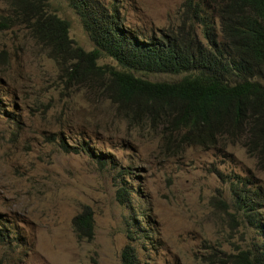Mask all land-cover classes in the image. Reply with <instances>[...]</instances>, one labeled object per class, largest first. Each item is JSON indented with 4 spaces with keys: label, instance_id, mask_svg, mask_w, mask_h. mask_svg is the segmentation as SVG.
Returning <instances> with one entry per match:
<instances>
[{
    "label": "rangeland",
    "instance_id": "rangeland-1",
    "mask_svg": "<svg viewBox=\"0 0 264 264\" xmlns=\"http://www.w3.org/2000/svg\"><path fill=\"white\" fill-rule=\"evenodd\" d=\"M43 1L68 23L74 45L90 51L66 1ZM96 1L141 39L173 29L185 0ZM97 63L117 67L106 56ZM59 75L0 0V233L8 236L0 264H121L126 245L137 264H225L260 240L231 200V190L245 191L264 224V172L239 144L165 146L158 132L127 124L107 102L64 89ZM135 76L169 82L183 75ZM118 187L127 202H117ZM83 208L92 216L89 239L72 226Z\"/></svg>",
    "mask_w": 264,
    "mask_h": 264
},
{
    "label": "trees",
    "instance_id": "trees-1",
    "mask_svg": "<svg viewBox=\"0 0 264 264\" xmlns=\"http://www.w3.org/2000/svg\"><path fill=\"white\" fill-rule=\"evenodd\" d=\"M3 1L14 24L47 49L64 89L107 102L127 124L158 132L174 149L239 144L264 172V84L259 82L264 79V0H185L173 29L141 39L98 1L65 0L92 44L86 52L69 38L68 23L45 10L43 0ZM101 56L117 67L98 65ZM135 73L183 76L150 82ZM96 163L102 167L106 160L96 158ZM115 197L127 202V189L118 187ZM231 200L259 229L260 240L225 264H264V224L257 210L247 205L243 190H231ZM72 226L78 238H91L89 209L74 216ZM126 238L131 240L128 231ZM120 261L137 264L133 249L124 246Z\"/></svg>",
    "mask_w": 264,
    "mask_h": 264
}]
</instances>
